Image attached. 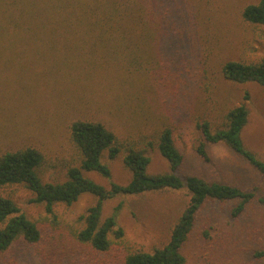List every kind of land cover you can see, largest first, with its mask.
<instances>
[{
    "label": "rangeland",
    "instance_id": "374dc122",
    "mask_svg": "<svg viewBox=\"0 0 264 264\" xmlns=\"http://www.w3.org/2000/svg\"><path fill=\"white\" fill-rule=\"evenodd\" d=\"M11 22L0 25V155L23 147L39 150L43 182H63L79 165L69 141L74 121L99 122L150 159L148 174L169 172L157 150L168 128L182 156L176 176L200 177L254 193L238 215L237 201L206 200L180 251L188 264H264V180L225 144H208L211 161L195 148L198 123L221 128L224 115L245 105L240 132L245 149L264 162V84L226 80L229 60L264 59V25L241 17L258 0H5ZM124 150V149H122ZM123 151L102 162L110 177L85 176L109 188L131 177ZM27 218L47 217L23 185L1 189ZM185 188L138 195L118 194L102 202L101 218L114 216L123 231L106 255L119 264L126 252L165 244L187 205ZM96 202L81 195L53 212L66 225ZM0 264H40L35 247L18 240L0 254Z\"/></svg>",
    "mask_w": 264,
    "mask_h": 264
},
{
    "label": "trees",
    "instance_id": "16d2710c",
    "mask_svg": "<svg viewBox=\"0 0 264 264\" xmlns=\"http://www.w3.org/2000/svg\"><path fill=\"white\" fill-rule=\"evenodd\" d=\"M6 4L5 0H0L2 27L11 22L6 15ZM241 17L249 24L264 25V0L245 6ZM221 72L226 80L235 83L264 84V59L256 63L229 60L222 65ZM247 117V108L239 105L224 115L221 128L212 129L207 121L198 123L201 133L195 151L204 161H211L207 145L223 143L255 168L264 180V162L247 151L240 138ZM69 141L79 156V165L68 168L66 180L59 183L40 179L37 169L45 158L33 147L0 155V254L21 240L35 247L40 264H109L105 257L113 245L110 236L120 239L123 231L117 226L114 216L101 218L102 202L118 194L138 195L161 189L185 188L189 199L167 242L150 252H126L119 264H188L180 249L193 230L195 216L203 203L206 200L237 201L231 214L238 216L254 197L253 192L226 183L208 182L194 175L183 179L176 176L182 156L168 128L159 133L156 145L169 166V172L163 174H148L149 157L120 141L99 122L74 121L69 127ZM122 151V162L131 174L125 185L111 182L109 188H105L85 176L94 172L109 178V168L102 162L103 153L113 159ZM12 185H23L29 189L35 195L34 201L44 206L47 217L37 221L27 218L15 202L1 192L2 188ZM83 194L96 197V202L78 217L77 225L61 223L53 212L54 205H71ZM259 201L264 203V198H259Z\"/></svg>",
    "mask_w": 264,
    "mask_h": 264
}]
</instances>
